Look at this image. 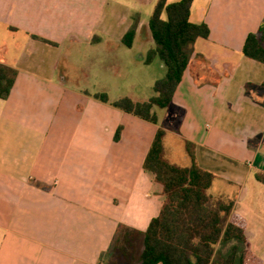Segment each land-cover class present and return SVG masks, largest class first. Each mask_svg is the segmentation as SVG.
<instances>
[{
    "label": "crops",
    "instance_id": "1",
    "mask_svg": "<svg viewBox=\"0 0 264 264\" xmlns=\"http://www.w3.org/2000/svg\"><path fill=\"white\" fill-rule=\"evenodd\" d=\"M156 1L0 0V62L17 70L0 98V264H104L119 226L144 232L163 199L143 169L160 126L165 158L188 166L192 144L198 166L216 176L210 193L234 199L231 220L244 228L254 264H264V183L256 178L264 176V63L242 54L264 0L192 1L190 21L204 22L209 35L193 43L172 104L154 107V124L110 102L147 101L164 74L157 58L145 63ZM143 4L152 9L141 17ZM99 71L107 88L136 83L139 95L90 91L89 75Z\"/></svg>",
    "mask_w": 264,
    "mask_h": 264
},
{
    "label": "trees",
    "instance_id": "2",
    "mask_svg": "<svg viewBox=\"0 0 264 264\" xmlns=\"http://www.w3.org/2000/svg\"><path fill=\"white\" fill-rule=\"evenodd\" d=\"M192 1H156L148 20L153 47L147 51L145 63L157 58L164 74L154 82L153 94L147 101L134 102L121 97L111 101V105L158 123L154 107L166 108L172 104L174 91L189 65L193 43L209 35L204 22L190 21ZM135 29L134 20L122 38L127 47L133 43ZM242 54L264 63V19L256 32L247 35ZM16 75L15 68L0 62V98L9 96ZM93 96L103 102L110 101L106 93ZM120 132L121 126L115 132V140ZM164 135L165 130L160 126L143 162L144 171L161 189L159 214L150 220L144 232L119 226L110 248L101 257L104 264H254L244 228L231 220L234 199L210 193L216 176L198 166L191 143L186 142L191 158L188 166L168 161L164 156ZM256 178L264 183L263 175L257 174Z\"/></svg>",
    "mask_w": 264,
    "mask_h": 264
},
{
    "label": "rangeland",
    "instance_id": "3",
    "mask_svg": "<svg viewBox=\"0 0 264 264\" xmlns=\"http://www.w3.org/2000/svg\"><path fill=\"white\" fill-rule=\"evenodd\" d=\"M146 5L147 4H143V7H142V10H141V17H144L145 16V13L148 11V9H152L151 7H147L146 8ZM163 16L165 17V14H163ZM143 31L140 32V40L142 41L144 39L143 37ZM98 68V67H96ZM152 73L153 74H157L158 72V65L157 63L153 64L152 65ZM159 73V72H158ZM162 73V72H161ZM79 74L83 77V76H87L85 72H79ZM107 73H103L102 71H99V72H96L95 75L93 74H90L89 75V79H90V83L88 84V89L90 91H93V92H96V91H100V92H104V91H108V89L110 88H107V83L104 82V78H105V75ZM158 75V74H157ZM163 75V74H162ZM136 83H131V82H124L122 88H118V89H114V88H111L110 91L112 92H122V93H127L129 95H139V90L137 89L138 86H135ZM169 139L166 140V147L167 149L169 148ZM225 250V248H224Z\"/></svg>",
    "mask_w": 264,
    "mask_h": 264
}]
</instances>
